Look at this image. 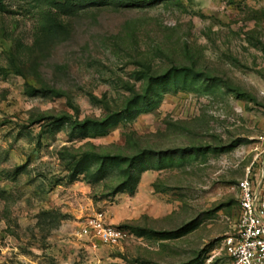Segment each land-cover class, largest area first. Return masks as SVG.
Listing matches in <instances>:
<instances>
[{
    "label": "rangeland",
    "instance_id": "1",
    "mask_svg": "<svg viewBox=\"0 0 264 264\" xmlns=\"http://www.w3.org/2000/svg\"><path fill=\"white\" fill-rule=\"evenodd\" d=\"M83 2L0 10V264H232L237 184L264 176V0ZM147 149L112 194L127 163L101 157ZM99 213L131 237L85 235Z\"/></svg>",
    "mask_w": 264,
    "mask_h": 264
},
{
    "label": "built area",
    "instance_id": "2",
    "mask_svg": "<svg viewBox=\"0 0 264 264\" xmlns=\"http://www.w3.org/2000/svg\"><path fill=\"white\" fill-rule=\"evenodd\" d=\"M264 176L255 182L246 175L237 184L239 214L235 232L224 239V248L232 264H264ZM85 235L103 243H118L131 237V232L113 224H107L102 213L90 217L83 228ZM7 236L0 228V247L7 243Z\"/></svg>",
    "mask_w": 264,
    "mask_h": 264
},
{
    "label": "trees",
    "instance_id": "3",
    "mask_svg": "<svg viewBox=\"0 0 264 264\" xmlns=\"http://www.w3.org/2000/svg\"><path fill=\"white\" fill-rule=\"evenodd\" d=\"M26 1L28 3L34 4L36 3L37 0H26ZM83 1H87V0H64L62 2L58 0H49V4L61 10L70 9L74 11L78 6L83 5L84 3ZM89 2L91 3L93 2V0H89ZM5 3H6V0H0V10L5 9ZM98 4L99 3H97V6ZM77 124L80 130H84L88 127H96L97 129L104 127V126H101V124H98V121H95V120H85L81 124L79 123ZM159 154L160 153L155 150L147 149L141 153H136L131 156H120V155L102 156L101 157L102 164L100 165L101 167L99 168V170L103 169L107 163H110V164L120 163V162L127 163V166L124 171L126 173V179L122 181L121 183L117 184L115 187H113L111 193L116 195L117 193L124 191L126 189V185H128L129 192L133 194L135 193L137 183L139 182V179H140V172L142 170L139 168V164L141 163L144 157L158 156ZM90 155H93V154H90ZM91 157H96V156L93 155ZM99 157L100 156H98V158ZM83 163H84L83 159H80L76 163L77 170L75 174L81 173L84 171Z\"/></svg>",
    "mask_w": 264,
    "mask_h": 264
}]
</instances>
